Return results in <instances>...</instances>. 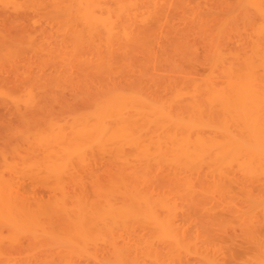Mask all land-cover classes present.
<instances>
[{"label":"bare ground","instance_id":"6f19581e","mask_svg":"<svg viewBox=\"0 0 264 264\" xmlns=\"http://www.w3.org/2000/svg\"><path fill=\"white\" fill-rule=\"evenodd\" d=\"M237 2L209 29L191 0H0V105L41 120L0 167V264H264V33ZM66 89L88 109L42 115Z\"/></svg>","mask_w":264,"mask_h":264},{"label":"rangeland","instance_id":"374dc122","mask_svg":"<svg viewBox=\"0 0 264 264\" xmlns=\"http://www.w3.org/2000/svg\"><path fill=\"white\" fill-rule=\"evenodd\" d=\"M194 1H196V2H194ZM191 0V3L194 5H192L191 7H192V10L194 9L195 11H193L194 12V14H195V18L196 19H204L203 21H205V18H206V20H207V24L209 25V23H211L212 22V24H210L209 25V29H212V27H213V25L214 24H216V19L218 20L217 22H218V25L219 24H221L220 26H224V24H230L231 22H232V19H233V22L232 23H237V24H241V21L243 20V19H246V17L244 16V15H242L243 13V11H241V8H240V6L239 7H237V5L236 4H238V2H237V0ZM243 3H245V4H243L242 2H241V5H243V6H245L247 3L245 2L246 0H241ZM260 2H261V5H264V0H259ZM195 4H194V3ZM258 2V1H257ZM256 2V0H254V10L252 9V8H248L249 9V11H248V9L246 8V6L243 8V6H241L242 8H243V10L246 8V12H248L250 15H248V18H252V17H254V37H259V34L260 33H264V32H260V30H257L258 28H259V26L261 27V24H264V15H260L258 12L261 10H259L258 11V7L256 6L257 3ZM197 3H198V5H197ZM208 3V4H207ZM236 3V4H235ZM202 4H203V7H202ZM220 4H221V6H220ZM229 4V5H228ZM240 4V3H239ZM238 4V5H239ZM199 5H200V8H198L199 7ZM232 5V6H231ZM196 6H198V7H196ZM260 6V5H259ZM194 7H196V9L194 8ZM225 7V8H224ZM248 7V6H247ZM257 7V8H256ZM203 8V9H202ZM231 8V9H230ZM237 8V9H236ZM207 9V10H206ZM238 9H240V10H238ZM213 10H214V13H213ZM227 12V15H226V13L224 14V12ZM262 10H264V9H262ZM220 13H219V12ZM202 12H206L205 13V16H207V17H205L203 14H201ZM212 12V13H211ZM216 12V13H215ZM240 12V13H239ZM234 13V14H233ZM239 13V14H238ZM254 13V14H253ZM213 14V15H212ZM222 14V15H221ZM232 14V15H231ZM209 15V16H208ZM226 15V16H225ZM234 15V16H233ZM235 15H238V16H236L235 17ZM233 16V17H232ZM250 16V17H249ZM230 17H232V19H229ZM213 18V19H212ZM215 19V20H214ZM227 19H229L228 21H227ZM210 20V21H209ZM213 20L215 21V23L213 24ZM222 20H223V22H222ZM230 20H231V22H230ZM236 20V21H235ZM208 21H209V23H208ZM225 21H227V22H225ZM235 21V22H234ZM238 21H240L239 23H238ZM206 22V21H205ZM232 23H231V25H232ZM239 24V25H240ZM226 26V25H225ZM224 26V27H225ZM238 26V25H237ZM236 26V27H237ZM240 26H242V25H240ZM211 27V28H210ZM215 27H217V26H215ZM219 27V26H218ZM217 27V28H218ZM223 27V28H224ZM228 27L230 28V26L228 25ZM233 27H234V25L233 26H231V28L233 29ZM216 28V29H217ZM222 28V27H221ZM229 28H227V29H229ZM240 28V27H239ZM216 29H214V30H216ZM242 29V28H241ZM260 29V28H259ZM218 30V29H217ZM230 30V29H229ZM234 30H236V29H233V33H232V30H231V32L230 33H232V34H234ZM212 31V30H211ZM227 31V30H226ZM259 31V32H258ZM213 32V31H212ZM214 33V32H213ZM216 33V32H215ZM214 33V34H215ZM226 33H228V31L226 32ZM229 33V34H230ZM236 33V32H235ZM262 35H264V34H261V36ZM198 54L201 56V48H199L198 49ZM180 63V62H179ZM180 64H183V63H180ZM184 65H185V63H184ZM186 66V65H185ZM202 70H203V68L201 67V66H198L197 68H196V71H197V73H201L202 72ZM117 81L119 82V85H122L121 87H123V88H132L131 86H127V85H125L124 83H120V80L119 79H117ZM116 81V82H117ZM117 82V83H118ZM125 85V86H124ZM133 88H134V86H133ZM64 95H63V97H65L64 99H65V101H63V102H60L59 104H57V103H49L47 106H46V108H45V110L41 113L42 115H44V116H46V117H50V118H52L53 117V119H55V120H58L59 119V121L61 120V121H63V120H68L69 119V116H68V114L70 115V117H71V115L72 114H74V113H80V112H84L86 109H88V107L90 106L89 104H87V102L84 104V101L81 103V104H79L78 103V101L80 100V97L78 98H76V96L75 95H77V96H81V95H79V94H76V92L75 91H73V90H69V89H66V90H64V93H63ZM77 101V102H76ZM64 103V104H63ZM52 104V105H51ZM65 105H66V107H65ZM70 107V108H68V106ZM85 106V107H84ZM49 108V109H48ZM68 109V110H67ZM12 109H9V108H6V107H4V106H2V105H0V167H2L3 165L2 164H4L6 161L7 162H9V163H19V162H21V159L20 158H22V157H24L23 159H28V157L29 158H31V157H33V155H32V153L30 152V150L28 149V144H24L26 141H24L23 140V138H24V134L26 133V131H28L29 130V127L30 128H32V126H34V120L36 119H34L33 121H31L32 119H30L31 118V116H30V118H29V122H27L26 121V119H23L22 120V118H19L18 117V115H15L14 114V112L12 113V111H11ZM6 113V115H8V116H6L5 117V114L4 113ZM2 113V114H1ZM53 113V114H52ZM14 114V115H13ZM55 114H57V115H55ZM10 115V116H9ZM11 115H13V117L11 116ZM42 115H40V116H42ZM54 115H55V117H54ZM16 116H17V118H16ZM44 116H42V118L44 117ZM67 116H68V118H67ZM11 118V119H10ZM65 118V119H64ZM2 119H4V120H2ZM8 119V121H6ZM17 119V120H16ZM28 119V118H27ZM37 120V121H36ZM35 120V123H37L38 124V122H41V120L40 121H38V119H36ZM4 122H9L8 124H4ZM25 122V123H24ZM15 123H17V124H15ZM10 124V125H9ZM40 124V123H39ZM38 124V125H39ZM10 127H9V126ZM13 125H15V126H13ZM30 125V126H29ZM9 128H8V127ZM13 128H12V127ZM21 126V127H20ZM29 126V127H28ZM6 127V128H5ZM7 129V130H6ZM8 129H11V131L10 130H8ZM19 132V133H18ZM11 135H13V137L11 136ZM17 139V140H16ZM19 140H20V143H19ZM8 142V143H7ZM11 144V145H10ZM18 144V145H17ZM23 144H24V146H23ZM20 145L22 146V147H20ZM1 146H3V147H1ZM7 146V147H6ZM20 147V148H19ZM4 149H5V151H4ZM22 150V151H21ZM7 151V152H6ZM10 151L13 153V155L15 156V158L13 157V155L11 156V154H10ZM24 151V152H23ZM29 152H30V154L32 155L31 157H30V155H28L29 154ZM7 153V154H6ZM6 154V155H5ZM8 155V156H7ZM5 157V158H4ZM12 157V158H11ZM13 158L15 159V160H13ZM17 158H19V160L20 161H17ZM35 159V158H34ZM16 161V162H15ZM101 165H103V163H101ZM98 166H100V164H98ZM97 166V167H98ZM97 167L96 168H94V170H91L92 172H85V174H84V176H83V179L85 178V181L83 182L84 183V186L85 187H83L84 189V191H85V193H86V195H88L89 197L91 196V199L93 198V196L91 195V193H92V190H93V187L95 188V181L94 180H97V182H98V184L100 183V180H102V182H103V180L104 179H102V178H105L106 177V174L104 173V172H106V167L104 166V167H102L101 166V168L100 169H98V171H97ZM103 172V173H102ZM101 174V175H100ZM4 175H8V173L7 172H4ZM86 175V176H85ZM105 175V176H104ZM91 178V179H90ZM93 179V181H91ZM27 181H25L24 179H21L20 181H21V183L22 182H27V184H25V183H22L21 185H22V187H23V189L24 190H28V192H30V190H32L33 188V190H35V192H36V197H40L41 195L43 196V198L44 199H46L47 198V195H48V193L45 191L44 193H43V191L45 190V188L44 189H42V187L40 188V189H38L37 190V188H38V186H39V184L38 185H35V184H32V183H30V181H28V179H26ZM87 181H88V183H87ZM85 182H86V184H85ZM28 183H29V185H28ZM95 184V185H94ZM24 186H25V188H24ZM27 186H29V187H27ZM33 186V187H32ZM27 187V188H26ZM31 187H32V189H31ZM29 188H30V190H29ZM26 190V191H27ZM32 190V191H33ZM32 191H31V195H32ZM40 191V192H39ZM37 192H38V194H37ZM71 192L72 193H74L75 191L73 190V189H71ZM42 193V194H41ZM29 194V193H28ZM41 194V195H40ZM35 195V193H33V196ZM49 196H50V193H49ZM95 197V196H94ZM4 231V235L6 234V231L5 230H3ZM25 242V243H24ZM24 244H26V241L24 240Z\"/></svg>","mask_w":264,"mask_h":264}]
</instances>
